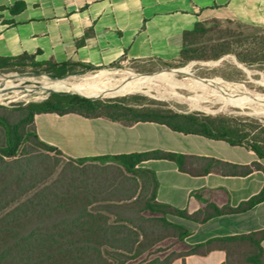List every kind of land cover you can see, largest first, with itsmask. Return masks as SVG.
Segmentation results:
<instances>
[{
    "label": "trees",
    "instance_id": "obj_1",
    "mask_svg": "<svg viewBox=\"0 0 264 264\" xmlns=\"http://www.w3.org/2000/svg\"><path fill=\"white\" fill-rule=\"evenodd\" d=\"M189 51L183 49L184 60L189 59ZM24 66L62 78L71 65L37 62L31 55L0 58V70ZM163 105L155 99L132 105L124 97L101 100L66 92L12 108L0 105V264H123L168 235L182 241L189 235V230L171 221L170 216L202 223L215 216L244 212L264 201L263 187L236 207L209 203L189 213L157 201L155 173L140 166L146 160L167 159L190 174L244 175L252 170L264 172L260 162L243 166L162 149L71 157L41 140L34 124L35 116L41 113L107 117L127 125L156 122L174 131L245 145L264 159V147L257 141L249 143L236 119L181 113ZM263 237L264 231L215 237L151 264H170L179 257L204 255L214 248L225 250L222 264H264Z\"/></svg>",
    "mask_w": 264,
    "mask_h": 264
},
{
    "label": "crops",
    "instance_id": "obj_2",
    "mask_svg": "<svg viewBox=\"0 0 264 264\" xmlns=\"http://www.w3.org/2000/svg\"><path fill=\"white\" fill-rule=\"evenodd\" d=\"M215 22L264 30V0H0V58L31 55L37 62L94 68L124 61L149 74L171 73L186 66L191 71L196 60L182 67L175 65L184 60L183 49L190 47L191 36L199 32L195 30ZM177 73L182 72L173 71L172 75ZM212 111L206 107L202 112ZM41 122L46 128H55L60 138H47L40 130ZM34 124L41 140L71 157L162 149L243 166L261 162L245 145L174 131L156 122L127 125L107 117L41 113ZM140 166L155 173L157 201L189 213L209 203L236 207L264 187L261 170L244 175H198L181 171L167 159L146 160ZM170 220L189 230L183 240L187 246L215 237L262 232L264 201L244 212L202 223L177 216ZM261 246L264 248V237ZM225 259V250L214 248L204 255L179 257L170 264H222Z\"/></svg>",
    "mask_w": 264,
    "mask_h": 264
},
{
    "label": "rangeland",
    "instance_id": "obj_3",
    "mask_svg": "<svg viewBox=\"0 0 264 264\" xmlns=\"http://www.w3.org/2000/svg\"><path fill=\"white\" fill-rule=\"evenodd\" d=\"M189 44L190 51L187 54L192 59H185L179 63L180 65L176 64L175 66L182 67L192 62L190 60L196 61L191 66V71L189 66L173 70L182 72L174 76L172 75L173 71H170L171 73H168V71L152 74L141 73L140 67L124 61L93 69L72 65L69 67V72L62 78L53 77L51 74L41 71L40 68L32 66L18 67L13 70L1 69L0 94L2 95L0 96V105L12 108L18 104L37 103L47 99L52 93L60 92V90L77 92L91 97L99 96L90 99L104 100L124 97L126 102L132 105L149 104L152 99H155L163 103V107H169L181 113L197 112L210 116L224 115L234 118L244 127L249 143L257 141L259 145L264 147V105H261L264 104L263 99L257 98L260 104L258 102L247 103L239 97L223 101L211 95L195 96L197 92H202L197 91L193 86L186 85L187 82L197 81L228 89H247L254 95H264V31L229 22H215L206 25L203 30L191 36ZM220 59L221 61L216 66L213 65L214 62ZM128 74L139 78L171 79L176 82L173 85L177 93L184 97L192 96L191 100L199 106L193 107L187 100L182 98L170 97L166 99L157 91L147 87L126 88L125 86L129 83L126 79ZM92 75L99 76L104 80V83L88 87L58 88L41 96L38 93H29L28 90V88L33 87L42 90L44 88L43 83L63 78L75 80V83L80 84L87 81V76ZM160 86L162 88L164 84ZM204 98L205 101L199 102ZM206 107L213 111L202 112ZM200 109L203 110L200 111ZM46 127L48 126L44 123L40 125V130L45 132L47 138L52 140L60 138V135L55 133V128L49 129ZM260 161L264 165V159H260ZM57 173L58 171L52 178ZM49 182L50 180L46 184ZM186 249L187 244L184 241L168 235L142 255L129 259L123 264H151L155 259L170 258L174 254L183 253Z\"/></svg>",
    "mask_w": 264,
    "mask_h": 264
},
{
    "label": "bare ground",
    "instance_id": "obj_4",
    "mask_svg": "<svg viewBox=\"0 0 264 264\" xmlns=\"http://www.w3.org/2000/svg\"><path fill=\"white\" fill-rule=\"evenodd\" d=\"M108 76V75H107ZM87 81L77 84L75 83V80H70L67 78L59 79V80H53L50 82H45L44 88L42 90H38L35 87L33 88H28L29 93L34 92L38 93L40 96L49 93L51 91H54L58 88H71V87H88L91 85H96V84H101L104 83V80H102L99 76H87ZM126 79L128 80V84L125 86L126 88H137V87H147L150 88L151 90L157 91L159 94L164 96L166 99L170 97H175L178 99H185L187 100L191 106L197 107L199 106L197 103L193 102L191 100L192 96L189 97H184L181 96L179 93H177L173 83H176L175 81L171 79H161V78H156V77H148V78H139L132 76L131 74H128L126 76ZM178 82V81H177ZM164 86L160 88V85ZM188 86H193L197 91H201L202 93L195 94V96H206V95H211L213 97L218 98L219 100H230L233 97H239L242 98L245 102H258L260 103L257 98H261L264 100V95L263 94H252L249 92L247 89L246 90H240L237 88H232L228 89L226 87L222 86H215L212 84L208 83H202V82H193V83H186ZM40 87V86H38ZM233 87V86H232ZM16 91V90H15ZM2 94H0L1 96ZM193 96V97H195ZM172 100V99H171ZM261 104V103H260ZM264 105V104H261Z\"/></svg>",
    "mask_w": 264,
    "mask_h": 264
},
{
    "label": "water",
    "instance_id": "obj_5",
    "mask_svg": "<svg viewBox=\"0 0 264 264\" xmlns=\"http://www.w3.org/2000/svg\"><path fill=\"white\" fill-rule=\"evenodd\" d=\"M53 79H55V78H53ZM60 92H68V91H60ZM68 93H71V94H78V95L84 96V97H86V98H92V97L85 96V95H82V94L77 93V92H68Z\"/></svg>",
    "mask_w": 264,
    "mask_h": 264
}]
</instances>
